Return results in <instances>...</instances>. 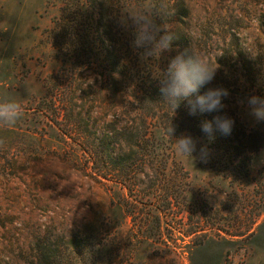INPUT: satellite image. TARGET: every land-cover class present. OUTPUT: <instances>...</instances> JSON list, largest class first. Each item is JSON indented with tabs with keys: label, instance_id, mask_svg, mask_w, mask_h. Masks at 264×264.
<instances>
[{
	"label": "rangeland",
	"instance_id": "374dc122",
	"mask_svg": "<svg viewBox=\"0 0 264 264\" xmlns=\"http://www.w3.org/2000/svg\"><path fill=\"white\" fill-rule=\"evenodd\" d=\"M174 5L196 53L210 66L216 56L212 68L226 80V107L211 114L233 118L237 140L264 130L240 103L264 97V0H0V100L23 108L14 126L0 127V264H264L260 143L238 146L241 164L228 167L208 142L189 157L177 138L166 141L168 165L143 169L139 198L125 190L120 199L85 171L82 138L94 143L114 114L139 128L138 88L163 79L175 55L171 42L144 57L128 17L148 16L163 35ZM113 70L123 73L114 84Z\"/></svg>",
	"mask_w": 264,
	"mask_h": 264
},
{
	"label": "trees",
	"instance_id": "16d2710c",
	"mask_svg": "<svg viewBox=\"0 0 264 264\" xmlns=\"http://www.w3.org/2000/svg\"><path fill=\"white\" fill-rule=\"evenodd\" d=\"M178 11L175 5L172 6L171 9L168 10L172 15V20L163 25L173 37L172 48L175 51V55L184 50L196 52L194 46L190 44L193 32H191L187 24H184L182 20L179 19ZM209 27L210 44L208 47L211 48L214 43V37L219 36V26L214 23L210 24ZM231 37L237 39L236 33H232ZM236 47L237 51L232 52L231 58L241 55L239 46L237 45ZM117 58L121 60L119 57ZM215 59L216 56L209 54V61L217 67L219 65V60ZM137 62L138 61H136L134 65H137ZM115 64L116 62H114V65ZM126 64L127 63H122V67L126 68ZM214 66L211 65V67ZM127 70L130 71L129 64ZM216 72L215 70V77L211 83L200 89V94H203L210 87L224 88L226 80L218 78ZM129 73L130 72H128V75ZM111 74L113 84L116 83L119 76L123 75L122 72L116 70H113ZM159 87L160 80H157L156 84L151 85L150 80L147 79L138 88L139 94L136 93V95H139V98L136 99L137 106H135V110L140 116L141 122L139 128L128 125L125 120L123 124L121 117L114 114L115 120H109V122L105 124V127H98L97 139L94 143L89 144V142H86V140L82 138L84 144L83 156L87 159L86 167H89L85 168V171L90 169L92 171L91 174L101 187L107 189L118 188L120 194L117 197L120 199L124 198L123 193L125 190H129L131 193L135 192L137 193L136 197H140L142 190H135L134 188L139 184L137 182H141L138 178L144 177L143 169L150 168L159 170L166 167L168 165L169 152L168 149L165 148V142H171L173 138H178L181 134H190L197 141L203 140L208 142L212 151L219 156L220 163L228 165V167L239 162L241 164V159L243 158H234L236 156L232 155L234 151L237 150L238 146L250 149L255 142H258V144L260 143L257 146L258 148L264 146V130H260L258 126L257 128H253L251 132L243 131L239 140L232 138V132L230 135L225 136L217 131L215 133V139L209 141L207 135L202 132L200 125L203 120H212L214 115L211 113L201 114L199 112L196 115H189L185 107L186 102H181L180 106L174 110L171 105L162 100ZM113 91L114 90L110 88L109 94H115ZM119 109V106H117L116 112H118ZM152 125L155 126L153 129L151 128ZM170 125L175 128V133L177 129L181 130L179 135L173 134L172 139L166 134V129ZM156 130L160 131L161 139L157 138L155 133ZM161 176L164 177V173H161ZM155 177H158V175H155ZM140 184L142 185V183ZM152 196L153 195H149L148 197ZM151 200L152 198H149V201ZM151 216L155 218L152 214ZM147 217L150 216L147 215ZM156 217L159 223L160 216L156 215ZM143 226L146 227L147 230L150 224L145 222Z\"/></svg>",
	"mask_w": 264,
	"mask_h": 264
},
{
	"label": "clouds",
	"instance_id": "9594fccd",
	"mask_svg": "<svg viewBox=\"0 0 264 264\" xmlns=\"http://www.w3.org/2000/svg\"><path fill=\"white\" fill-rule=\"evenodd\" d=\"M128 18L133 28L132 46L143 49L144 57L152 56L157 49L162 52L171 48L172 35L166 29L164 34L160 35V28L148 16L137 13ZM215 70L203 56L192 50L178 52L171 58L164 78L160 79L159 92L162 100L174 110L181 102H186L185 107L189 115H196L198 112L220 113L226 107L223 100L229 95L227 89L210 87L200 94V89L214 79ZM240 103H246L249 114L255 121L264 122V97L252 95ZM22 112V105L18 101L0 100V127L14 126ZM234 123V119L224 113L215 115L212 120H203L200 126L209 141H212L217 131L225 136L230 135ZM174 133L175 128L170 125L166 134L172 139ZM174 141L177 152L182 155L192 157L193 153L197 152L198 141L190 134H181ZM209 152L207 145L199 146L201 159H206Z\"/></svg>",
	"mask_w": 264,
	"mask_h": 264
}]
</instances>
